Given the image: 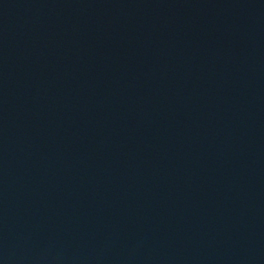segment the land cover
Returning a JSON list of instances; mask_svg holds the SVG:
<instances>
[{"label": "water", "instance_id": "1", "mask_svg": "<svg viewBox=\"0 0 264 264\" xmlns=\"http://www.w3.org/2000/svg\"><path fill=\"white\" fill-rule=\"evenodd\" d=\"M0 264H264V0H0Z\"/></svg>", "mask_w": 264, "mask_h": 264}]
</instances>
